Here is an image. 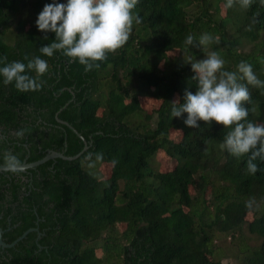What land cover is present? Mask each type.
Instances as JSON below:
<instances>
[{
    "label": "trees",
    "instance_id": "1",
    "mask_svg": "<svg viewBox=\"0 0 264 264\" xmlns=\"http://www.w3.org/2000/svg\"><path fill=\"white\" fill-rule=\"evenodd\" d=\"M50 3L0 0V57L27 63L25 57L41 56L49 65L39 91L19 92L0 77V153L11 150L30 162L48 150L80 151L81 139L55 120L60 108L57 118L87 147L71 160L0 172L2 240L37 227L0 249V264H222L226 255L215 242L223 235L241 240L242 264H264V161H254L259 171L248 174V155L237 158L219 147L230 129L214 121L194 129L184 124L187 114L170 115L171 101L183 103L185 90L197 91L189 60L207 52H217L228 71L246 61L264 81L261 0L247 9L238 2L227 8L226 0H139L133 13L140 22H133L126 44L89 72L60 52H39L55 35L44 39L36 26ZM204 33L219 43L185 44L187 36L198 41ZM239 82L251 94L248 121L264 125V88ZM139 95L158 106L144 110ZM20 129L23 139L15 135ZM159 150L174 160L171 169L150 166ZM102 165L109 166L107 177ZM245 232L255 239L251 247Z\"/></svg>",
    "mask_w": 264,
    "mask_h": 264
},
{
    "label": "clouds",
    "instance_id": "2",
    "mask_svg": "<svg viewBox=\"0 0 264 264\" xmlns=\"http://www.w3.org/2000/svg\"><path fill=\"white\" fill-rule=\"evenodd\" d=\"M139 0H67L66 3L45 4L38 14L36 26L45 33H54L53 42L43 45L39 52L46 57H53L60 52L69 58V63L76 62L84 66L85 72L99 68L109 53H115L129 39L133 22H140L133 10ZM247 9L253 0H226L225 7L231 8L235 3ZM264 5V0H261ZM218 44L219 39L211 33H204L196 41L192 35L187 36L185 44L203 48ZM22 61L7 62L0 57V77L3 84L14 85L19 92L39 91L44 85L41 79L49 71L47 60L41 56ZM191 69L195 73L197 91L193 94L185 90L183 103L180 99L171 101L170 115L181 118L187 114L184 124L190 128H200L199 121L211 125L214 121L224 128L230 129L219 144L234 157L248 155L246 172L255 174L259 168L254 161H264V125L248 121L249 109L244 105L251 103V94L245 84L264 88V81L253 72L246 61L237 65L236 71L225 70V61L215 51L205 54L202 60L190 59ZM28 73H35L34 76ZM25 129L18 130L17 139H23ZM3 167L12 173H18L23 165L17 154L11 150L0 153ZM102 159V153L96 154ZM252 201L248 202L251 206Z\"/></svg>",
    "mask_w": 264,
    "mask_h": 264
},
{
    "label": "rangeland",
    "instance_id": "3",
    "mask_svg": "<svg viewBox=\"0 0 264 264\" xmlns=\"http://www.w3.org/2000/svg\"><path fill=\"white\" fill-rule=\"evenodd\" d=\"M224 7L222 4H220V13H223ZM131 84L132 87L138 91H143L142 86L138 83V81L135 78H131ZM141 94V93H139ZM145 95V94H144ZM139 95L138 101L141 105V107L146 110L150 111L153 110L158 106L159 101L153 100L151 97ZM170 136L174 138H178L180 136L179 131H171ZM174 160L167 157L162 151H157L155 154V158L153 160V163H150V166L153 168H157L160 171L169 170L173 167ZM100 175L101 177H107L109 175V166L108 165H102L100 166ZM251 213L246 214V219H250ZM246 236V242L247 245L250 247L254 244V237L250 235L249 233L245 232ZM241 240L237 238H229V236L223 235L222 237H219L216 239L217 244L221 245L223 248V251L225 252V257L221 260L222 264H242L241 256L242 254L238 253L237 246L240 243Z\"/></svg>",
    "mask_w": 264,
    "mask_h": 264
},
{
    "label": "water",
    "instance_id": "4",
    "mask_svg": "<svg viewBox=\"0 0 264 264\" xmlns=\"http://www.w3.org/2000/svg\"><path fill=\"white\" fill-rule=\"evenodd\" d=\"M61 109V108H60ZM58 109V111L60 110ZM54 114V117H55V120L56 122L60 123V124H63V125H66L68 126L69 128H71V130L81 139L82 141V148L80 151H78L77 153H75L74 155H70V156H67V155H64L63 153L59 152V151H54V150H48L41 158L39 159H36L34 161H30V162H25V160H22V169L20 170V172H24L26 169H29V168H34L35 166L39 165V164H42L44 163L45 161L49 160V159H53V158H61V159H64V160H71V159H74L76 158L77 156H79V154L86 149L87 147V144L85 142V140L83 139V137L78 134L76 132L75 129H73L66 121L64 120H60L59 118H57V112ZM1 171H7L6 169H4L3 165L0 163V172ZM29 231H37V227H30V228H27L25 231H23L19 236H17L13 241H11L10 243H5L3 240H2V237H1V234L3 232V230L0 228V249L2 248H7V247H11L14 245V243H16L18 240L22 239L26 234L27 232Z\"/></svg>",
    "mask_w": 264,
    "mask_h": 264
}]
</instances>
